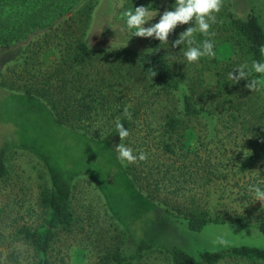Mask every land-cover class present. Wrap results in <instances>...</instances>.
Masks as SVG:
<instances>
[{
	"label": "rangeland",
	"instance_id": "rangeland-1",
	"mask_svg": "<svg viewBox=\"0 0 264 264\" xmlns=\"http://www.w3.org/2000/svg\"><path fill=\"white\" fill-rule=\"evenodd\" d=\"M174 5L175 0H98L89 19L85 20L84 13L77 16L76 12H71L68 18L74 23L73 34L82 33L83 40L93 49L106 53L126 50L139 54L160 48L170 57L171 64L174 61L181 66L187 77L185 83L195 79V70L200 68L205 85L211 91L217 79L216 73H221L225 76L222 79L228 83V93L236 92L240 101L250 95L254 107L264 111V87L252 92L245 87L247 81L233 84L229 79V73L246 61L238 51L233 35L219 29L225 11H231L240 18L252 13L264 28V0H223L217 22L212 26V31L216 33L213 39L217 55L215 58L203 57L202 62L193 64L183 57V45L172 47V42L177 39L173 34L169 36L168 45H161L155 38L135 37L132 36L134 30L127 29L122 17L125 10L149 7L150 12L153 15L157 12V15L145 25L148 27L157 23L166 9L174 10ZM35 11L20 7L16 0H0V36L6 39L10 35L24 38L25 31L28 33L27 40L18 42L17 47L8 42L5 47L0 45V81L6 83L5 88H0V148L11 149L6 161L8 175L0 179V264H36L33 247L18 232L23 227L37 229L42 225L45 211L39 204V196L46 188L55 189L62 199L68 201L74 216L68 230L56 233L50 248L52 264H99L118 248L129 253L130 243H120L122 233L130 242L142 238L156 248H163L165 243H169L193 257L204 251L225 250L231 246L264 250V236L257 229L259 218L264 217V208L249 191V186L253 184L264 188V157L249 172H240L238 164L243 157H237L236 151L244 140L227 129H221L215 138L222 140L227 152L213 151V143L208 145L213 139L205 138V124L201 119L185 121L181 128L182 148L170 159L158 156L155 150L150 154L145 146L146 140L154 141V137L158 136L157 131L165 115L163 107L170 108V113L177 111L178 96L168 100L158 97L162 102L158 108L146 105L145 120L136 125L123 143L136 153L141 150L146 152L149 158L143 162L124 163L122 167H128L130 171L125 173L129 179H134L144 177L142 173L147 172L145 166L149 161L172 166L165 180L160 173L155 174V182L161 189L159 194L152 192L154 185L149 186L145 180H141V186L135 185L144 196L154 195L157 202L166 201L170 207H177L183 213L204 211L209 217L223 222L208 224L201 232H186L185 224H173L172 228L158 225L156 205L142 199L124 182L114 178L119 175L115 167L119 168L114 165L112 156L117 153L112 148L119 144V137H107L102 143L109 150L112 147L115 153L111 156L101 145L51 123L44 101L21 98L20 84L9 88L11 79L20 81L12 78L13 74L19 75L18 72L12 73V69L17 70L14 62L19 59H16V48L21 45L30 47L31 43L44 40L45 29L33 28V23L25 24L27 17L34 22ZM20 22L21 27L17 28ZM64 28L60 26L59 33L62 34ZM2 41L0 44H3ZM231 63L235 65L229 67ZM256 75L253 72L252 76ZM232 97L226 100L224 109ZM223 108L217 109L216 116L226 121L228 112ZM209 149L212 153H208ZM186 151L189 154L186 155ZM202 166L208 171L206 178L201 173ZM174 188H182V191L172 194L176 192ZM164 189H167L166 192ZM221 240L223 243H220ZM130 264L171 262L165 252L151 250ZM219 264L264 263L226 259Z\"/></svg>",
	"mask_w": 264,
	"mask_h": 264
},
{
	"label": "trees",
	"instance_id": "trees-1",
	"mask_svg": "<svg viewBox=\"0 0 264 264\" xmlns=\"http://www.w3.org/2000/svg\"><path fill=\"white\" fill-rule=\"evenodd\" d=\"M16 2L20 7L25 6L36 10L33 13L35 14L34 22L27 17L25 24L33 23L31 24L33 28H42L46 32L44 40L39 41L40 43H31L30 47L21 45L20 48H16L15 53L18 54L16 59H19L14 62L17 70L12 69V73L18 72L19 75L13 74L12 78H18L20 81L11 79L9 88L15 87L18 83L21 87V98L33 99L37 102L44 101L51 123L71 133L82 135L96 145H101L104 151L112 156L115 153L114 148L111 147L113 150L110 148V152L109 147L102 143L107 137H119L115 129L117 119L131 133L141 120H145L146 105L158 108L162 105L158 97L168 100L178 96V107L175 113L168 112L171 109L162 106L165 115L157 131L158 136L154 137L156 139L154 141L146 140L145 146L150 154L155 150L158 156L169 159L175 156L179 148H182L181 128L185 125V121L201 119L205 124V138L213 139V142L210 141L208 144L213 143L215 146L213 151L227 152L222 140L215 138L220 134L221 129H227L235 137L244 140L236 151L237 157H243L238 164L240 172H249L264 157V111L260 112L254 107L250 95L240 101L236 92L228 93V83L222 79L223 74L216 73L217 79L213 87L216 92H213L207 89L202 77L203 71H200V68L195 70L197 77L185 83L184 80L187 77L181 71V66H177L174 61L171 64L170 57L160 48L137 54L126 50L106 53L89 47L83 40L82 33L73 34L74 23L70 21L68 15L71 12H76L77 16L84 13L85 20L89 19L98 0H16ZM222 22L219 29L233 35L238 51L249 66L253 60L264 62V57L259 51L260 46L264 45V28L256 15L249 13L245 18H240L233 15L231 11H225ZM21 24L20 22L17 28H20ZM60 26H65L62 34L59 33ZM189 26L193 25H178L172 34L178 38L179 34ZM24 34V38L10 35V38L6 39L0 36V40H3V44L0 45L5 47L8 42L17 47L18 42L27 40V31ZM204 38L200 33H196L197 43ZM186 47L185 45V50ZM53 49H57L59 54L57 62L41 58L50 55ZM202 60L203 58L199 60V63ZM233 65L235 64L231 63L229 67ZM153 71L156 75L152 78ZM5 84L0 81V88H5ZM222 97L225 98L221 99ZM231 97L227 108L224 109L226 100H230ZM126 106L131 113V119L124 116ZM222 108L228 112L226 121L216 116L217 109ZM218 142L224 150L221 151ZM10 150L0 148V179L8 175L6 161ZM228 150L231 151V149ZM188 152L186 151V155L189 154ZM208 153L212 151L209 149ZM112 157L114 165L119 168L115 167L119 175L114 178L117 177L124 182L142 199L156 205L158 225L164 224L172 228L173 224H185L186 232H201L208 224L223 223L220 219L209 217L204 211L183 213L177 207H170L166 201L157 202L154 195L144 196L136 187L135 184L141 186V180H145L150 184L149 186L154 185L152 192L159 194L161 189L158 182H155V174L160 173L161 178L165 180L172 166L149 161L145 166L148 169L147 172L142 173L144 177L129 179L125 172L130 169L122 167L116 154ZM201 169V173L206 178L208 171L203 166ZM181 189L174 188L176 192L171 193H177ZM166 190L164 189V192ZM39 204L45 211L42 225L37 229L23 227L18 234L33 247L36 264H52L50 248L56 233L60 230H68L74 222V216L70 203L62 199L53 188H46L41 192ZM257 229L264 236L263 216L257 222ZM121 237V244L130 243L131 248L127 250L129 253L118 248L113 254L104 257L99 264H130L151 250L168 254L171 264H219L226 259L264 263V250L256 247L231 246L225 250L204 251L197 257H193L169 243H165L163 248H156L153 243L142 238L130 242L128 238L123 237V233Z\"/></svg>",
	"mask_w": 264,
	"mask_h": 264
},
{
	"label": "clouds",
	"instance_id": "clouds-1",
	"mask_svg": "<svg viewBox=\"0 0 264 264\" xmlns=\"http://www.w3.org/2000/svg\"><path fill=\"white\" fill-rule=\"evenodd\" d=\"M223 7V0H175L174 10H165L157 23L148 27L145 25L152 20L157 12L153 15L149 7L138 6L134 9L125 10L122 17L125 18L128 30H134L132 36L141 38H155L162 45H168L169 36L174 32L178 25H194L189 26L185 31L179 34V37L172 42V47L176 48L180 45L187 46L186 50H181L183 57L188 63H196L203 57L215 58L214 37L216 33L212 31V26L217 22V14ZM196 33H200L205 37L197 43ZM126 46V45H125ZM260 54L264 57V45L259 48ZM253 72L256 77H253ZM156 72H152V78ZM264 62L253 60L251 66L241 64L229 73V79L233 84L239 83L241 80L247 81L245 87L249 90L257 91L264 87ZM124 116L131 119V113L128 106L124 108ZM115 129L120 137V143L114 147L117 153V159L122 163L133 164L146 161L148 154L144 151L134 152L131 147L126 146L124 141L129 135V130L120 122H115ZM249 191L254 193L256 201H260L264 208V188L258 184L249 186ZM220 243H223L221 240Z\"/></svg>",
	"mask_w": 264,
	"mask_h": 264
},
{
	"label": "crops",
	"instance_id": "crops-1",
	"mask_svg": "<svg viewBox=\"0 0 264 264\" xmlns=\"http://www.w3.org/2000/svg\"><path fill=\"white\" fill-rule=\"evenodd\" d=\"M42 59H45L47 61H51V62H57L58 58H59V54L57 52V49H53L50 53V55L48 56H42Z\"/></svg>",
	"mask_w": 264,
	"mask_h": 264
}]
</instances>
